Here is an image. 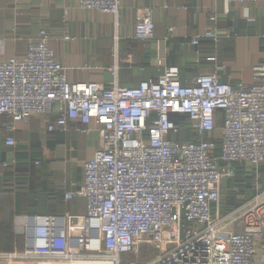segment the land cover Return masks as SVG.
Segmentation results:
<instances>
[{
  "label": "built area",
  "instance_id": "1",
  "mask_svg": "<svg viewBox=\"0 0 264 264\" xmlns=\"http://www.w3.org/2000/svg\"><path fill=\"white\" fill-rule=\"evenodd\" d=\"M228 1L264 6V0ZM76 3L113 18L120 8V0ZM62 39L76 40L66 31ZM132 39H155L150 13L138 19ZM49 40L40 30L22 58L0 61V117L26 123L56 113L49 132L78 123L89 134L91 122L99 126L100 145L83 163L82 186L65 193V200H85V214L26 218L24 250L1 252L0 264L38 258L71 264H253L255 241L264 239V189L225 216L221 204L225 181L240 168L264 165V64L253 67L249 86L222 82L216 71L183 85L179 69L168 67L136 87H105L69 82ZM202 41L218 43L215 16L190 45ZM218 114L219 145L205 138L217 130ZM176 116L187 118L196 141L175 139L184 128ZM5 145L13 147L14 139L6 137ZM14 165L11 160L2 168L11 172ZM147 253L153 258L129 259Z\"/></svg>",
  "mask_w": 264,
  "mask_h": 264
},
{
  "label": "crops",
  "instance_id": "2",
  "mask_svg": "<svg viewBox=\"0 0 264 264\" xmlns=\"http://www.w3.org/2000/svg\"><path fill=\"white\" fill-rule=\"evenodd\" d=\"M146 13H150L155 39L134 40L135 25ZM211 16L216 18L218 43L202 41L197 47L191 46L192 38L207 29ZM40 30L49 34V46L66 68L71 83L136 87L140 82L158 79L168 67H177L183 85L216 71L222 82L249 86L253 83V67L264 64V6L258 3L120 0L118 16L113 18L79 9L76 0H0V61L22 58L28 43ZM65 31L76 40L64 41ZM55 117L56 113L48 118L32 116L26 123H11L0 117V242L4 243L3 227H9L12 212L13 235L21 244L15 249L18 252L25 247L23 234L15 230L21 218L84 215L85 200L78 196L65 200V193H73L82 186L83 163L93 158L100 145V128L91 122V132L83 134L80 124L70 123L64 130L49 132L47 126ZM217 117V130L205 138L219 145L220 114ZM175 119L184 127L175 139L196 141L187 118ZM9 125L12 131L7 130ZM6 137L14 139L13 147L5 145ZM11 160L15 161L13 170L6 172L2 164ZM250 179L258 181L252 182L253 188L248 185ZM226 185L228 192L238 190L244 198L234 206L227 204L222 194L221 209L229 210V214L264 189V165L257 169L240 168L237 177ZM234 198L239 202L236 195ZM1 252L11 250L2 246ZM253 264H264V239L255 241Z\"/></svg>",
  "mask_w": 264,
  "mask_h": 264
},
{
  "label": "rangeland",
  "instance_id": "3",
  "mask_svg": "<svg viewBox=\"0 0 264 264\" xmlns=\"http://www.w3.org/2000/svg\"><path fill=\"white\" fill-rule=\"evenodd\" d=\"M227 182L228 181H225L224 182V186L225 187L223 186V195L225 196V200L229 196L228 195L229 193H228V191L226 189ZM252 182L253 183L254 182L257 183L258 181L257 180H253ZM239 200H240L239 202L241 203L244 200V198L240 197ZM226 203L228 204L229 202L226 200ZM84 214H85V211H84ZM0 218H1V208H0ZM18 220L16 221L15 226H17ZM3 223H6V222H3ZM22 223H24V219L23 218H21V223L19 225V228L18 229L15 228V230H16V232L18 231L20 233V235L23 234V235H21L23 237L24 236L25 229H24V225H22ZM12 229L14 230L13 226H12ZM21 236H20V241H21V238H22ZM18 244H20V243H14L13 244L12 249H11V252H14L15 251V249L18 247ZM148 252H152V250L150 249V250H148ZM152 258H153V254L147 253V254H139V256H137V257H130L129 259L136 260L137 262H140V261H147V260L152 259ZM25 264H71V263L70 262H67V261H63L61 259L60 260L59 259H56V260H48L47 261L45 259L38 258V259H34V260H26L25 261Z\"/></svg>",
  "mask_w": 264,
  "mask_h": 264
},
{
  "label": "trees",
  "instance_id": "4",
  "mask_svg": "<svg viewBox=\"0 0 264 264\" xmlns=\"http://www.w3.org/2000/svg\"><path fill=\"white\" fill-rule=\"evenodd\" d=\"M252 179H250L249 180V187H251L252 186ZM225 187V186H224ZM251 188H253V186L251 187ZM226 189H227V191H229L228 190V188L226 187ZM229 194V196L227 197V201L229 202L228 204H232V205H236L237 203H239L240 204V202H237L236 200H235V198H234V196L236 195L237 196V199L239 200V198L240 197H242L241 195H240V193H239V191L238 190H236V191H234V192H228ZM235 193V194H234ZM224 200H225V197H224ZM225 200V201H226ZM240 201V200H239ZM242 203V202H241ZM233 206V207H234ZM221 215H226V213L228 214V211L229 210H225V208L222 210L221 209ZM12 212L10 213V223H9V227L7 228L6 226H4L3 228H4V237H3V241H4V243L2 244L1 242H0V248L3 246V249L5 250H11L12 249V246H13V244H14V242L15 241H17L18 243H19V239L18 238H16L14 235H13V229H12V225H11V219H12ZM6 228L8 229V237H6ZM0 232H1V226H0ZM7 241V242H6ZM18 247L20 248L21 246H20V244H18Z\"/></svg>",
  "mask_w": 264,
  "mask_h": 264
}]
</instances>
